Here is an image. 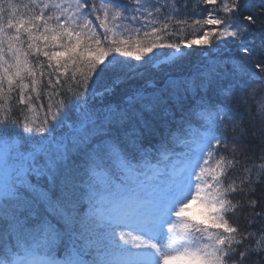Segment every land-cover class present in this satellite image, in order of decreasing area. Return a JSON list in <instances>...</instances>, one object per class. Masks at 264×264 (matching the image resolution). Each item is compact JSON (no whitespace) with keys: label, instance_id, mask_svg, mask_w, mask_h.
I'll return each mask as SVG.
<instances>
[{"label":"snow or ice","instance_id":"1","mask_svg":"<svg viewBox=\"0 0 264 264\" xmlns=\"http://www.w3.org/2000/svg\"><path fill=\"white\" fill-rule=\"evenodd\" d=\"M187 3L0 0V264H245L264 253V226L228 218L231 195L264 181V155L239 183L225 182L235 161L216 156L228 103L253 95L236 77L255 78L241 57L264 17L254 0H195L193 11L215 7L189 22ZM213 43L218 58L194 74L165 70ZM177 141L189 164L169 169Z\"/></svg>","mask_w":264,"mask_h":264},{"label":"trees","instance_id":"2","mask_svg":"<svg viewBox=\"0 0 264 264\" xmlns=\"http://www.w3.org/2000/svg\"><path fill=\"white\" fill-rule=\"evenodd\" d=\"M18 3H26L27 0H17ZM256 7L252 9L254 15L264 17V0H254ZM91 3V0H89ZM99 5L100 0H96ZM183 3V0H181ZM195 0H188L186 8L181 7V15H186L191 22L196 18L197 14L204 15L205 8L215 7L214 5H201L199 8L193 11V4ZM247 12L241 11L240 15H245ZM93 19L94 24L98 27V21L95 17ZM207 27V26H206ZM98 31H103L98 28ZM187 39L192 38L191 29L185 33ZM172 39V38H170ZM248 47L251 49L252 54L248 56H242L247 69L255 74V78L249 80L247 76H237L236 79L242 83L248 85L249 90L253 93L249 96L248 102L233 98L228 103L230 110L229 114L233 117L232 120L225 121L226 127L222 128L219 135L222 137V143L216 149L217 158L220 155L225 156L228 159L235 161L234 167L231 168L227 174L226 183L235 179L239 183L238 178L244 174V168L250 167L253 163H259L260 157L264 155V123L255 117V113L258 108V101L264 99V72H261L257 67L261 61H264V25L257 23L252 26L251 32L248 36ZM164 53H171L170 49L156 50ZM189 54L181 61L183 66L182 71H176L174 69H165L172 71L174 76H186L192 75L198 67L206 66L209 60L218 58L216 51V44L213 43L209 47H197L193 46L192 49H185ZM223 56H228L231 53L237 51L234 43L228 44L226 48L220 50ZM163 59V57H161ZM133 63H136L133 61ZM163 67V66H162ZM156 70L153 69V72ZM139 84L136 81H130L128 83L118 86L111 96L106 95L103 98V103L116 102L119 103L121 99L122 90L130 87L131 84ZM227 83V82H225ZM100 85H97V91L100 90ZM214 89L210 90L209 97L214 96ZM219 100V97H215ZM41 102L47 104V99L42 97ZM94 106L101 104V98L97 97L91 101ZM179 115V114H177ZM70 122H74L76 117L74 112L69 113ZM64 131H68L65 129ZM195 147V145H193ZM187 149L184 147L182 141H177L174 145V153L170 154L166 164L171 169L173 166L178 168L180 164L187 163L186 158ZM155 163V160H153ZM234 203L239 204V207L235 212L229 214V220L234 225L239 226L242 230L256 231L261 226H264V181L257 183L251 188H245L243 192L233 193L230 197ZM255 201V207H252V202ZM254 213H261L259 217H253ZM254 219L255 223L249 226V220ZM246 246L255 247V244L251 241L245 242ZM259 261V264H264V253H261L259 257L252 255L245 264H252L253 261Z\"/></svg>","mask_w":264,"mask_h":264},{"label":"rangeland","instance_id":"3","mask_svg":"<svg viewBox=\"0 0 264 264\" xmlns=\"http://www.w3.org/2000/svg\"><path fill=\"white\" fill-rule=\"evenodd\" d=\"M181 167H183V166H180L179 168H181ZM189 214L193 215V216H199L200 208L197 206H193V208L191 209V212Z\"/></svg>","mask_w":264,"mask_h":264}]
</instances>
